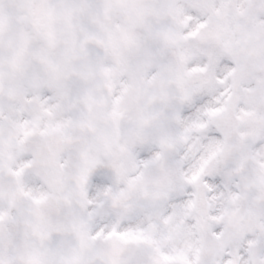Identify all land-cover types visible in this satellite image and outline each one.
<instances>
[{"label":"snow or ice","instance_id":"snow-or-ice-1","mask_svg":"<svg viewBox=\"0 0 264 264\" xmlns=\"http://www.w3.org/2000/svg\"><path fill=\"white\" fill-rule=\"evenodd\" d=\"M0 264H264V0H0Z\"/></svg>","mask_w":264,"mask_h":264}]
</instances>
